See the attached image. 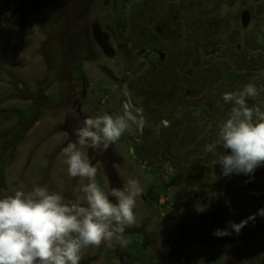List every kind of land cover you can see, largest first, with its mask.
<instances>
[{
    "label": "flooded vegetation",
    "instance_id": "obj_1",
    "mask_svg": "<svg viewBox=\"0 0 264 264\" xmlns=\"http://www.w3.org/2000/svg\"><path fill=\"white\" fill-rule=\"evenodd\" d=\"M80 15L68 69L81 85L67 111L68 127L92 141L86 169L122 160L91 129L96 111L165 203H204L210 223L224 217L226 244L240 245L246 264H264V0H86ZM101 53L108 83L88 92L83 61ZM108 179L122 180L114 170Z\"/></svg>",
    "mask_w": 264,
    "mask_h": 264
},
{
    "label": "rangeland",
    "instance_id": "obj_2",
    "mask_svg": "<svg viewBox=\"0 0 264 264\" xmlns=\"http://www.w3.org/2000/svg\"><path fill=\"white\" fill-rule=\"evenodd\" d=\"M85 2L0 0V264H84L95 254L86 264H246L241 246L226 244L224 217L210 223V209L204 214V203L187 197L165 203V192L149 184L150 176L118 144L116 129L96 111L91 129L122 160L86 169L92 141L68 127L67 111L72 87L81 85L68 69V36L81 33ZM94 6L93 12H101ZM94 56L83 61L88 92L95 82L108 83L98 65L110 60L105 53ZM104 95L98 91V99ZM117 96L113 91L111 100ZM16 126L28 128L10 137ZM113 170L120 182L109 181ZM149 190L158 193L157 200L148 197ZM220 209L219 216L226 215L223 204ZM203 214L208 228L199 226Z\"/></svg>",
    "mask_w": 264,
    "mask_h": 264
},
{
    "label": "trees",
    "instance_id": "obj_3",
    "mask_svg": "<svg viewBox=\"0 0 264 264\" xmlns=\"http://www.w3.org/2000/svg\"><path fill=\"white\" fill-rule=\"evenodd\" d=\"M69 48H70V46H69ZM70 50V49H69ZM79 58H78V56H76V61L78 60ZM50 83V82H49ZM48 83V84H49ZM46 99H48V97L47 96H44ZM37 105H38V103H31L30 104V107H32V109H37ZM30 107L27 109V110H24V111H22V113H21V117L22 118H26V116H27V114H25L27 111H29L30 110ZM37 112H38V110H37ZM28 126V125H27ZM26 128H28V127H26ZM25 128V129H26ZM14 129V128H13ZM12 129V130H13ZM16 130L14 131V133L13 134H11V136L10 137H14V136H19V135H21V132H23V131H21V128H20V126H16V128H15ZM18 134V135H17ZM17 139V138H16ZM10 142L12 143V145H13V147H14V145H15V142H16V140L15 141H12L11 140V138H10ZM5 148H4V146H1L0 147V150H1V152L3 153V150H4ZM0 154V155H2V157H3V154ZM0 160H1V158H0ZM3 160H4V158H2V161H0V162H2V163H0V190L3 188V186H4V178H3V167H4V165H3ZM148 194H149V196L152 198V199H154V200H157V197H158V193L157 192H152V190H149L148 191ZM98 258V255L97 254H95V255H92V256H88L87 257V259H85L84 261H83V263L84 264H86L87 262H89V261H91V260H95V259H97Z\"/></svg>",
    "mask_w": 264,
    "mask_h": 264
},
{
    "label": "water",
    "instance_id": "obj_4",
    "mask_svg": "<svg viewBox=\"0 0 264 264\" xmlns=\"http://www.w3.org/2000/svg\"><path fill=\"white\" fill-rule=\"evenodd\" d=\"M126 86H125V80H123L122 84L120 85V89L122 91V95L125 96L126 95ZM130 151H132V149L130 148ZM134 156V155H133ZM224 201L228 204V206L231 209V205L229 203V200L227 198L224 199Z\"/></svg>",
    "mask_w": 264,
    "mask_h": 264
},
{
    "label": "bare ground",
    "instance_id": "obj_5",
    "mask_svg": "<svg viewBox=\"0 0 264 264\" xmlns=\"http://www.w3.org/2000/svg\"><path fill=\"white\" fill-rule=\"evenodd\" d=\"M164 22V21H163ZM162 24V23H161ZM110 89V88H109ZM106 93V92H105ZM90 121V120H89ZM86 126V125H85ZM92 127V126H91ZM83 132V131H82ZM89 133V132H88Z\"/></svg>",
    "mask_w": 264,
    "mask_h": 264
}]
</instances>
